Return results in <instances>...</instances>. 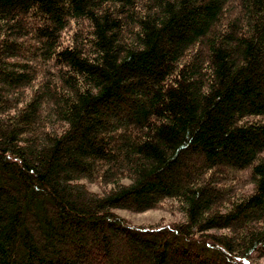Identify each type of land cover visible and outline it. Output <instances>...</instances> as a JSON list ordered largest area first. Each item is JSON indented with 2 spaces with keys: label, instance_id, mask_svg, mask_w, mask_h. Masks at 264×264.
<instances>
[{
  "label": "trees",
  "instance_id": "obj_1",
  "mask_svg": "<svg viewBox=\"0 0 264 264\" xmlns=\"http://www.w3.org/2000/svg\"><path fill=\"white\" fill-rule=\"evenodd\" d=\"M263 258L264 0H0V264Z\"/></svg>",
  "mask_w": 264,
  "mask_h": 264
},
{
  "label": "rangeland",
  "instance_id": "obj_2",
  "mask_svg": "<svg viewBox=\"0 0 264 264\" xmlns=\"http://www.w3.org/2000/svg\"><path fill=\"white\" fill-rule=\"evenodd\" d=\"M89 187L93 190H99V187L95 184H89ZM117 213L125 217L131 224H151L158 221L169 222L178 218V215H174L168 211L162 209H150L143 212H133L126 209H117ZM264 264V258L262 259Z\"/></svg>",
  "mask_w": 264,
  "mask_h": 264
}]
</instances>
